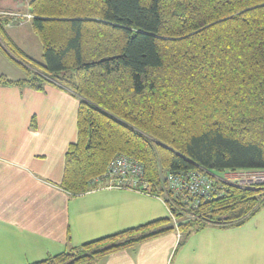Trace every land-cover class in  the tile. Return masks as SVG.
Returning <instances> with one entry per match:
<instances>
[{
  "label": "trees",
  "instance_id": "obj_1",
  "mask_svg": "<svg viewBox=\"0 0 264 264\" xmlns=\"http://www.w3.org/2000/svg\"><path fill=\"white\" fill-rule=\"evenodd\" d=\"M27 14L42 61L16 46L0 14V52L25 75H0V85L78 99L59 187L83 194L126 156L177 219V228L156 219L28 264H97L171 232L178 249L208 224L239 227L264 208V184L215 181L189 216L164 183L180 170L264 169V0H30Z\"/></svg>",
  "mask_w": 264,
  "mask_h": 264
},
{
  "label": "crops",
  "instance_id": "obj_2",
  "mask_svg": "<svg viewBox=\"0 0 264 264\" xmlns=\"http://www.w3.org/2000/svg\"><path fill=\"white\" fill-rule=\"evenodd\" d=\"M2 7L12 13L14 3ZM5 63L0 52V75L20 80ZM78 105L58 87L0 85V264L33 263L165 218L167 206L158 197L102 187L72 196L59 187L65 152L77 138ZM179 239L167 233L97 264H264V208L239 227L208 224L177 249Z\"/></svg>",
  "mask_w": 264,
  "mask_h": 264
},
{
  "label": "built area",
  "instance_id": "obj_3",
  "mask_svg": "<svg viewBox=\"0 0 264 264\" xmlns=\"http://www.w3.org/2000/svg\"><path fill=\"white\" fill-rule=\"evenodd\" d=\"M30 17V16H28ZM232 181L223 180L224 183H231L238 186H254L264 184L263 170H240L225 172ZM213 173L203 169L180 170L168 172L164 176V183L173 198H178L179 203L175 207L185 214L186 209H196L202 202L212 198L214 190ZM104 181L102 187L107 190H127L138 194L157 197L149 190V185L144 176L143 166L126 156H116L108 164L106 173L101 177L92 180V184ZM159 198V197H158ZM161 199V197H160ZM164 201V199H162ZM166 205V204H165ZM167 206V205H166ZM169 217L175 228L177 219L167 206Z\"/></svg>",
  "mask_w": 264,
  "mask_h": 264
},
{
  "label": "rangeland",
  "instance_id": "obj_4",
  "mask_svg": "<svg viewBox=\"0 0 264 264\" xmlns=\"http://www.w3.org/2000/svg\"><path fill=\"white\" fill-rule=\"evenodd\" d=\"M29 1L30 0H0V14H3L1 11L2 9H4V7L2 6H11V4L14 3V8L12 9L13 12L4 13L10 16V21L7 23V25L11 26V28H5V32L11 33V36L16 42V46L27 56H29L31 59L41 62V45L31 29L30 19L28 18L27 14ZM5 64H8V68L6 69H8L9 72L16 70L15 72H18V74L20 75V79L25 78L22 70L16 67L14 64H12L11 62ZM35 124L36 123L34 119L31 127H33ZM212 173L214 174L213 182L223 180L232 181L231 177H227L225 173ZM165 217H169L167 208L165 209Z\"/></svg>",
  "mask_w": 264,
  "mask_h": 264
}]
</instances>
